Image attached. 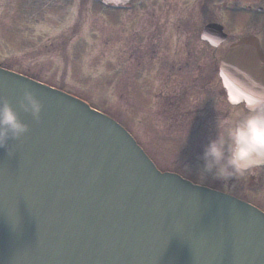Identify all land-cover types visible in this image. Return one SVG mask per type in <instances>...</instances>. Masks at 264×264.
Returning <instances> with one entry per match:
<instances>
[{
    "label": "water",
    "instance_id": "obj_1",
    "mask_svg": "<svg viewBox=\"0 0 264 264\" xmlns=\"http://www.w3.org/2000/svg\"><path fill=\"white\" fill-rule=\"evenodd\" d=\"M221 78L231 102L264 98L257 37L229 46ZM25 87L40 121L19 107ZM0 97L29 124L13 155L0 148V264H264L263 211L159 171L117 121L63 91L0 67Z\"/></svg>",
    "mask_w": 264,
    "mask_h": 264
},
{
    "label": "flooded vegetation",
    "instance_id": "obj_2",
    "mask_svg": "<svg viewBox=\"0 0 264 264\" xmlns=\"http://www.w3.org/2000/svg\"><path fill=\"white\" fill-rule=\"evenodd\" d=\"M0 1L9 6L17 0ZM97 2L120 11L109 18L115 21L114 15L123 14L125 31L129 35L130 28H134L139 38L135 42L141 41L142 59L137 69L141 70L138 81L144 86L141 108L144 148L155 156V153L160 154L159 147L164 146L171 150L170 154L179 157L175 162L183 163L180 156H184L187 167L198 173L194 179H187L233 195L264 212V165L226 182L199 177L203 163L200 157L204 145L214 134L216 118L229 119L246 111V102L233 103L228 98L221 78V60L232 43L247 35L257 37L264 52V0ZM41 3L43 7L66 6L63 0ZM93 3H74V6L76 11L81 5L94 9ZM139 13L144 16H138ZM152 14L156 21L150 18ZM46 19L40 22L56 21ZM134 76L137 79V73H133ZM161 124L165 126L159 127ZM166 126H169L168 134L164 132ZM185 142L187 149L183 147Z\"/></svg>",
    "mask_w": 264,
    "mask_h": 264
},
{
    "label": "rangeland",
    "instance_id": "obj_3",
    "mask_svg": "<svg viewBox=\"0 0 264 264\" xmlns=\"http://www.w3.org/2000/svg\"><path fill=\"white\" fill-rule=\"evenodd\" d=\"M48 1L25 0V6L24 0L9 6L0 1V66L84 100L118 121L144 148L141 116L144 86L138 81L141 70L137 69L142 46L141 41L135 42L139 39L135 29L130 28L128 35L124 15H114L116 20L112 21L109 16L120 11L110 10L97 0H70L71 3L63 0L65 7H43L41 2ZM91 1L94 9L81 5L76 11L74 3ZM155 17L152 14L150 18L156 21ZM42 18L56 21L43 23ZM114 22L117 23L112 26ZM146 58L149 60V56ZM133 73H137V79ZM168 130L166 126L164 132ZM161 147L160 156L155 153L156 157L144 148L160 169L174 170L189 179L198 175L184 163L187 162L184 156H180L183 163L175 162L179 157ZM183 147L188 148L187 142Z\"/></svg>",
    "mask_w": 264,
    "mask_h": 264
},
{
    "label": "clouds",
    "instance_id": "obj_4",
    "mask_svg": "<svg viewBox=\"0 0 264 264\" xmlns=\"http://www.w3.org/2000/svg\"><path fill=\"white\" fill-rule=\"evenodd\" d=\"M20 109L35 121L41 120L43 102L36 92L24 88ZM29 132V124L7 97H0V148H8L10 141H19ZM199 177L228 181L243 176L264 165V98L248 104L246 111L233 118H216L214 134L204 145Z\"/></svg>",
    "mask_w": 264,
    "mask_h": 264
},
{
    "label": "snow or ice",
    "instance_id": "obj_5",
    "mask_svg": "<svg viewBox=\"0 0 264 264\" xmlns=\"http://www.w3.org/2000/svg\"><path fill=\"white\" fill-rule=\"evenodd\" d=\"M247 99H248V104L255 103V101L251 97H248ZM232 102L233 103H239V101H237L234 97L232 98Z\"/></svg>",
    "mask_w": 264,
    "mask_h": 264
}]
</instances>
